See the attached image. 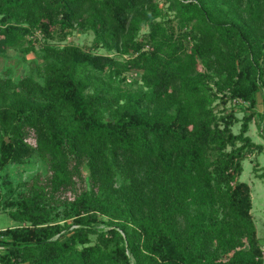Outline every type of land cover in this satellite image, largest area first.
<instances>
[{"label":"trees","instance_id":"obj_1","mask_svg":"<svg viewBox=\"0 0 264 264\" xmlns=\"http://www.w3.org/2000/svg\"><path fill=\"white\" fill-rule=\"evenodd\" d=\"M76 28L90 48L52 43ZM38 43L40 79L0 76V170L48 165L0 230V264H264L239 181L263 150L248 131L264 0H0V54ZM126 72L137 90L119 86ZM235 99L251 111L238 134L216 112Z\"/></svg>","mask_w":264,"mask_h":264},{"label":"rangeland","instance_id":"obj_2","mask_svg":"<svg viewBox=\"0 0 264 264\" xmlns=\"http://www.w3.org/2000/svg\"><path fill=\"white\" fill-rule=\"evenodd\" d=\"M160 5L167 12L168 16L172 17L174 15L171 10H168V3L161 2ZM147 29L145 27L143 32H146ZM94 39L95 34L93 31H81L76 28L70 31V35H68L66 40L56 38L52 40V43L59 44L60 46H64L67 43L74 44L87 49L92 46ZM41 47V44L38 43L37 49L30 53H24L19 48H10L5 53L0 54V76H4L6 74L5 71L10 69L12 70V77L15 80H19L28 75H33L37 79H40L37 64H41L43 61ZM96 52L106 54L109 51L105 48H100ZM112 53L121 61L126 57H121L114 54V52ZM122 78H125V80L127 78V81L119 84L123 89L135 91L142 85L139 74L126 72L122 75ZM99 79L98 84L94 83L91 86V92L101 87L99 84L100 81L105 80L108 82V78L106 77H100ZM258 99L260 101L256 108V114L250 123L248 135L256 143L262 144L263 150H257L242 160L243 171L239 176V181L247 182L251 188L253 201L252 213L256 220L264 261V178L259 176L264 172V90L259 92ZM217 108L216 112L218 117L230 112L234 114V124L230 128L236 134L240 132L244 117L251 112L248 108V103L244 102L235 103L228 101L226 105L220 103ZM220 123L221 126H225L223 121L220 120ZM29 141L32 143L35 142L33 138L29 139ZM228 149L230 150L231 147ZM47 172L48 165L37 157L33 158L31 162L13 163L4 170H0V197L2 198L0 205V230L15 227L20 224L10 216L9 212L18 207V202L21 199L20 192L24 184L29 182L38 173L46 174Z\"/></svg>","mask_w":264,"mask_h":264},{"label":"built area","instance_id":"obj_3","mask_svg":"<svg viewBox=\"0 0 264 264\" xmlns=\"http://www.w3.org/2000/svg\"><path fill=\"white\" fill-rule=\"evenodd\" d=\"M37 36H38L39 38L42 37V35H41L40 33H38ZM233 102H235V103H243V101H242L241 99H235Z\"/></svg>","mask_w":264,"mask_h":264},{"label":"crops","instance_id":"obj_4","mask_svg":"<svg viewBox=\"0 0 264 264\" xmlns=\"http://www.w3.org/2000/svg\"><path fill=\"white\" fill-rule=\"evenodd\" d=\"M259 101H260V100L258 99V103H259Z\"/></svg>","mask_w":264,"mask_h":264}]
</instances>
